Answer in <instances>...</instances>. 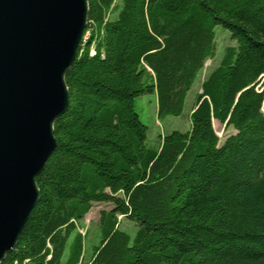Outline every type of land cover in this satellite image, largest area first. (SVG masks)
<instances>
[{
  "label": "trees",
  "instance_id": "1",
  "mask_svg": "<svg viewBox=\"0 0 264 264\" xmlns=\"http://www.w3.org/2000/svg\"><path fill=\"white\" fill-rule=\"evenodd\" d=\"M87 4L38 200L0 264H264V0ZM216 27L234 45L200 82L189 129L149 146L135 99L153 96L157 119L181 115ZM213 120L234 131L220 145ZM94 203L112 208L83 263L77 223Z\"/></svg>",
  "mask_w": 264,
  "mask_h": 264
},
{
  "label": "water",
  "instance_id": "2",
  "mask_svg": "<svg viewBox=\"0 0 264 264\" xmlns=\"http://www.w3.org/2000/svg\"><path fill=\"white\" fill-rule=\"evenodd\" d=\"M87 12V0H0V263L38 200Z\"/></svg>",
  "mask_w": 264,
  "mask_h": 264
},
{
  "label": "rangeland",
  "instance_id": "3",
  "mask_svg": "<svg viewBox=\"0 0 264 264\" xmlns=\"http://www.w3.org/2000/svg\"><path fill=\"white\" fill-rule=\"evenodd\" d=\"M215 56L213 59L207 60L204 67L197 75L196 80L187 93L182 114L176 117L166 116L161 119L156 117V102L151 95H143L135 99V109L140 121L147 127V144L155 146L159 135H166L172 131L185 132L189 129V115L194 105V98L200 90V82L206 75L214 69L222 56L226 46H233L234 43L230 40V34L220 27L215 28ZM86 34H83L82 39H86ZM264 114V108L262 110ZM214 131L219 138V145L227 136L234 131L231 128L224 129L223 125L217 121H212ZM112 208L111 204L94 203L88 214L77 223V232L84 237V255L83 263H86L91 255V246L99 242L98 224L101 211H109ZM119 228L133 237L135 233V225L125 218L118 217ZM73 236V235H72ZM72 238V237H71ZM69 239V243L70 240Z\"/></svg>",
  "mask_w": 264,
  "mask_h": 264
},
{
  "label": "crops",
  "instance_id": "4",
  "mask_svg": "<svg viewBox=\"0 0 264 264\" xmlns=\"http://www.w3.org/2000/svg\"><path fill=\"white\" fill-rule=\"evenodd\" d=\"M214 121V120H213Z\"/></svg>",
  "mask_w": 264,
  "mask_h": 264
}]
</instances>
